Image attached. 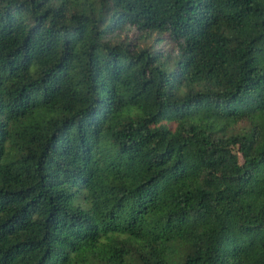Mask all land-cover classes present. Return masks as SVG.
<instances>
[{
	"label": "trees",
	"instance_id": "16d2710c",
	"mask_svg": "<svg viewBox=\"0 0 264 264\" xmlns=\"http://www.w3.org/2000/svg\"><path fill=\"white\" fill-rule=\"evenodd\" d=\"M0 264H264V0H0Z\"/></svg>",
	"mask_w": 264,
	"mask_h": 264
}]
</instances>
